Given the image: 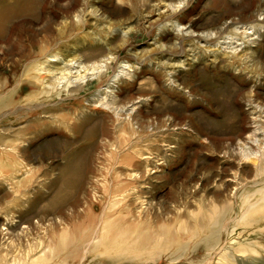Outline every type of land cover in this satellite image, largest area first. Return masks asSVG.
Returning <instances> with one entry per match:
<instances>
[{
    "label": "rangeland",
    "instance_id": "1",
    "mask_svg": "<svg viewBox=\"0 0 264 264\" xmlns=\"http://www.w3.org/2000/svg\"><path fill=\"white\" fill-rule=\"evenodd\" d=\"M70 1L34 0L35 12L10 22L0 43L1 55L9 48L15 53L26 50L40 38V31L58 35ZM88 1L103 9L97 16L87 13L84 26L73 37L63 38L58 50L70 53L82 33L101 42L108 33L111 54L94 66L63 55L55 63L70 66L62 73L64 78L87 84L83 94L96 102L89 106L91 120L106 111L113 113L100 105L99 98L111 102L117 100L118 89L123 90L119 96L124 103L116 107L113 119L119 118L116 126L122 122L130 128L106 129L112 137L106 138V145L102 134L101 139L91 136L80 142L86 150L92 146L86 173L76 193L62 204L51 200L59 186L58 170L66 164L63 156L78 147H67L62 140L74 141L71 132H61L62 139H56L57 132L36 136L20 146L22 156L12 151L8 159H0V264H36L44 256L40 248L26 255L19 253V244L27 250L30 243L47 239L46 229L56 246L69 231L77 229L78 237L87 236L84 225L105 204L112 215L97 247L102 256L86 264H113L111 257L123 255L156 257L147 264H203L206 253L199 241L208 234V217L224 215V206L232 205L241 186L235 185L241 170L253 166L239 160L240 155L264 146V108L248 100L246 92L254 82L245 85L238 78L252 63H264V0H188L184 9L185 0L171 4L151 0L146 8L143 0ZM183 12H188L192 28L187 20L177 24L167 17ZM249 19L255 21L246 22ZM234 20L246 23L214 33ZM10 54L5 60L17 57ZM3 62L0 72L8 73L9 62ZM138 109L145 116V128L131 120ZM242 126L249 129L244 134L248 144L235 142L232 153L238 158L230 159L219 146L229 136L236 137ZM235 214V209L225 214L229 224L217 247L223 245L229 255L223 263L264 264V218L248 224L250 219L234 222ZM214 256L209 264L216 263Z\"/></svg>",
    "mask_w": 264,
    "mask_h": 264
},
{
    "label": "bare ground",
    "instance_id": "2",
    "mask_svg": "<svg viewBox=\"0 0 264 264\" xmlns=\"http://www.w3.org/2000/svg\"><path fill=\"white\" fill-rule=\"evenodd\" d=\"M118 1L119 0L116 2L118 3ZM157 1L158 3L164 1L171 4L179 0ZM189 1H182L183 6L181 9H184ZM107 2L108 4H112L113 0H108ZM88 3V0H71L69 2L68 7L64 9L66 15L65 22H63L64 26L59 29L58 35L54 36L53 32L49 35H42L40 31V38H37L36 42L31 43L26 50L18 49V52L15 53L13 48L3 49V55H1L0 50V66L4 63L3 61L9 62L6 67L8 73L0 72V159H8L12 151L15 152L17 156H22V154L20 155L22 152L20 146L29 143L31 138L41 135L45 136L51 132H57L58 136L56 139H62V134L60 133L63 131L71 132L74 135V141L62 140L67 147L78 146L74 147L75 149H72L71 153L63 156L66 160V164L58 170L59 186L55 196L51 200V202L55 204H62L73 193L75 194L76 192L74 191H77L80 181L84 173H86L85 164L92 150V146L87 147L86 150L80 145V142L83 140L86 141L87 138L91 136L101 139L102 134L105 139L103 145H106L108 144L106 138H109V140L112 139V137L110 138V135H108L110 133L109 131H107V134L104 132L106 129L108 130L111 126L112 128L114 127L112 130L118 128L120 131L130 128L127 123L122 122H119L116 126L115 122L117 123L119 118L115 117V119H113V115L117 116V112L115 111L117 109L116 107L124 103L123 99L119 96L120 94L122 95L123 90L119 88V91L116 92L117 100L105 103L103 102V98H99L100 105L110 108L113 113L110 114L106 111L99 114L98 117L94 118L92 116L94 120H91V109L89 106L94 105L96 102L89 100L83 94L87 84L81 83L80 79L69 80L64 78L62 73L68 71L70 66L67 64L59 66L55 63L57 58L63 55V59L71 56L73 57L72 59L81 61L85 66L87 64H92V66H94L101 58H106L111 54L112 49L109 47V44L112 42L106 37L108 33H105L106 36L102 38L104 42L86 36L87 33H82V39H80V37L76 38V41L81 42H78L76 47L70 48V53L66 51H63V53L58 50V45L64 40L63 38L69 36L73 37L76 30L84 26V17L87 13L90 12L97 16V13H100L103 9L101 5H96L94 7L91 4L88 5ZM150 3L151 0H143L141 4L146 8L150 6ZM89 6L91 9H89ZM137 8L136 6L135 9L137 10ZM33 12H35L34 0H0V43L1 40L4 41L6 38L8 26L13 19L25 13L29 14ZM146 13H150V11ZM187 14L188 12H183L180 15H171L170 13L167 17L175 20L177 24H183L184 20H187L186 23L188 27L192 28L194 23L191 19H186ZM248 17L252 16L249 15ZM254 21L255 20L249 19L246 22L251 23ZM246 22L234 20L228 25L224 23L225 26L223 28H216L214 33L220 35L221 32L226 30L229 26ZM58 25L60 28L61 24ZM235 28L236 27H234V29ZM8 51L11 52V56L16 55L17 57L5 60ZM237 61L240 62L241 59ZM233 64L234 63H232V65ZM245 70L247 72L242 71V75H238V78H240L245 85H250L254 82V86L251 87V90L246 92L248 100L250 103H255L256 106L264 108V92L260 91L261 87H264V63H252L250 70H247V68ZM54 71H58L60 77L49 76ZM178 75L175 76L176 80L178 79ZM64 79L65 81H61ZM257 83L258 85H256ZM246 114L247 113L244 112L243 116H246ZM144 117L143 111L138 109L132 115L131 120L134 121L138 127L145 128ZM125 121L127 122L128 119ZM242 127L241 131L237 130V132H240L236 137L229 136L228 142H226L225 145L219 146V151L224 150L223 153L227 154L230 159L235 160L238 158L232 153L235 142L242 140L245 144H248L244 134L248 132L249 129L244 126ZM262 129L264 133V125ZM116 147L119 148L120 146L118 145ZM251 147L253 148L252 145ZM260 148L262 149L261 151L252 149L250 152L241 153L242 155H240L239 160L250 161L253 163V166L247 164L244 169H240L242 171V177L239 178L235 185L238 184L241 186L237 189L232 205L224 206L226 207L223 213L224 215L220 217L219 215L214 216L215 214H212V216L208 217V220H210L209 225L206 227L208 234L199 241L206 253L203 264H209L214 261V255H217L215 264H224L223 261L229 257L223 245L221 247L219 246L217 249L221 236L223 235L222 233L227 230L229 224L225 217L227 212L230 213L232 209L236 210L235 218L232 217L234 222H239L241 220L247 221V219H250L246 223L255 224L260 223L264 218V146ZM230 184L231 183H229V185ZM108 208V205L105 204L99 213H95V215L90 217V222L83 227V230H85V232L87 231V236L82 237L81 235V237H78L77 229L74 230L75 234H71V231H69L68 236H63L61 241L59 240L61 245L57 244L56 246L53 245V242H57L56 239L53 238V235H49V231L46 229L48 232L47 239H40L37 244L33 242L30 243L27 246V250L23 248V244H19L18 251L19 253L25 251L27 252L26 255H29L30 252L40 248V255L44 254V256L39 259L36 264H51L50 261H54L55 264H74L77 262L79 264H86L89 260H93L101 255L97 252V247L103 236L105 223H107L112 215L110 214V210L108 211ZM18 237L19 236H17V238ZM20 238L22 237H19V239ZM53 247L56 249L55 252L46 255V250H50ZM176 250L179 251L180 248ZM245 251L244 249L243 252ZM149 260L154 262L156 257L153 256L151 259L149 258ZM149 260L135 259L125 255L117 258H110V262L113 264H118L120 261L129 262L131 264H147L150 263L148 262Z\"/></svg>",
    "mask_w": 264,
    "mask_h": 264
}]
</instances>
